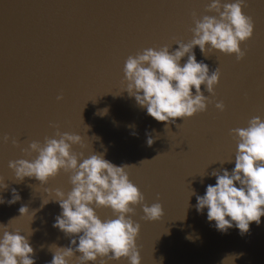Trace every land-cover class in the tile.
<instances>
[{
    "label": "water",
    "instance_id": "95a60500",
    "mask_svg": "<svg viewBox=\"0 0 264 264\" xmlns=\"http://www.w3.org/2000/svg\"><path fill=\"white\" fill-rule=\"evenodd\" d=\"M209 2L0 0V178L7 185L0 196L7 200L16 188L21 197L11 205L0 204V223L14 217L10 231L29 235L33 230L28 239L35 264L51 259L50 244H68L52 227L58 205H40L44 187L70 190L69 173L60 170L44 185L27 177L17 183L8 162L34 158V152L21 149L33 140L43 143L57 128L81 136V143L71 146L73 152L85 157L104 152L112 163L129 165L125 171L143 194V203L161 204L156 220L144 219L140 204L130 214L140 225L135 238L140 264H264V216L243 235L235 227L221 233L210 226L214 222L206 220V212L197 213L195 195L190 196L191 190L203 195L205 185L215 183L205 174L221 166L213 162L233 159L236 140L230 129L246 127L253 116L264 119V0H245L242 6L253 32L240 43L241 59L218 50L204 56L194 47L198 61L210 71L219 69L213 93L205 92L210 102L204 111L164 126L122 91L126 58L148 47L176 48V40L187 42L193 14L196 19L217 15L206 8ZM217 101L223 110L215 107ZM146 130L153 137L151 146ZM21 205L37 211L33 217L19 216ZM96 214L113 217L106 207L96 208Z\"/></svg>",
    "mask_w": 264,
    "mask_h": 264
},
{
    "label": "clouds",
    "instance_id": "9594fccd",
    "mask_svg": "<svg viewBox=\"0 0 264 264\" xmlns=\"http://www.w3.org/2000/svg\"><path fill=\"white\" fill-rule=\"evenodd\" d=\"M244 4L245 0H210L206 8L217 15L196 19L193 14L192 38L187 42L176 40V48L165 44L129 55L122 69V91L133 98L146 115L164 122V126L176 124V118L204 111L206 102H210L205 92L213 93L219 69L210 71L203 60L196 59L193 49L198 47L202 55L209 50L234 53L237 60L241 59L244 51L240 43L253 32L251 17L242 11ZM215 107L223 110L224 105L217 101ZM106 111L105 108L100 114ZM230 133L236 140L233 159L213 162L221 166L205 174L214 177L215 183L205 185L203 195L191 190L190 196L195 195L197 213L206 212V220L214 222L210 223L211 227L221 233L235 227L243 235L249 231L251 222L259 225L264 216V119L253 116L246 127L230 129ZM145 136L147 145L151 146L153 137L147 130ZM3 140L7 141L8 136ZM12 143L15 145L17 141L13 139ZM80 143V135L57 128L43 143L33 140L27 149H21L29 154L34 152V158L8 162L17 183L27 177L44 185L60 170L69 173L71 188L67 192L60 188L43 189L45 198L40 206L50 201L58 205L59 212L54 215L52 227L68 238L66 246L55 243L48 246L52 255L45 264H69L73 256L77 258L76 264H109L121 258H126L128 264H140L135 243L140 225L130 215L134 212L133 206L140 204L143 218L147 220L159 219L162 206L159 202L143 203V194L125 171L129 165L112 163L104 158V152L93 151L86 157L73 152L71 146ZM225 163L233 167L225 168ZM6 187L0 178V190ZM20 198L17 189L12 188L10 198L5 200L0 196V204L11 205ZM99 207L110 208L113 217L101 219L96 214ZM36 211H29L26 205L18 208L19 216L33 217ZM13 218L6 224L0 223V264H35L34 250L28 239L33 230L29 235L21 234L19 229L10 231L8 224Z\"/></svg>",
    "mask_w": 264,
    "mask_h": 264
}]
</instances>
